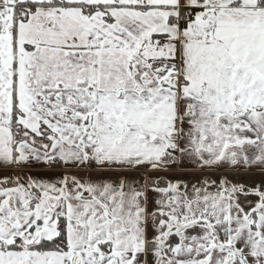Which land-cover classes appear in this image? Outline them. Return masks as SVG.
Returning a JSON list of instances; mask_svg holds the SVG:
<instances>
[{
  "label": "snow or ice",
  "instance_id": "1",
  "mask_svg": "<svg viewBox=\"0 0 264 264\" xmlns=\"http://www.w3.org/2000/svg\"><path fill=\"white\" fill-rule=\"evenodd\" d=\"M0 264H264V0H0Z\"/></svg>",
  "mask_w": 264,
  "mask_h": 264
}]
</instances>
